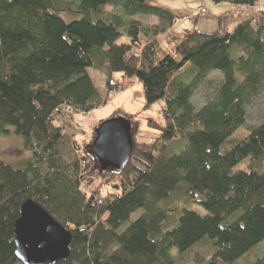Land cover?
<instances>
[{"label": "trees", "instance_id": "16d2710c", "mask_svg": "<svg viewBox=\"0 0 264 264\" xmlns=\"http://www.w3.org/2000/svg\"><path fill=\"white\" fill-rule=\"evenodd\" d=\"M153 1L0 0V137L13 128L29 153L16 164L0 160V264H21L14 226L27 200L71 233L69 257L57 264H176L172 249L187 252L204 238L214 251L199 263L235 264L264 241V118L247 137L231 139L264 88V11L231 32L193 31L173 48L157 37L178 18ZM107 7L159 24L106 16ZM66 14L80 18L66 22ZM122 38L128 42L118 44ZM89 69L104 75L108 94L136 79L144 110L162 103L161 124L146 120L157 136L133 140L120 171L92 172L90 149L76 141L64 113L88 114L108 101ZM115 73L122 82H112ZM213 73L221 84L196 110L192 99ZM91 178L100 182L88 193ZM102 187L121 195L99 197ZM190 203L205 215L188 210ZM245 264H264V255Z\"/></svg>", "mask_w": 264, "mask_h": 264}, {"label": "rangeland", "instance_id": "374dc122", "mask_svg": "<svg viewBox=\"0 0 264 264\" xmlns=\"http://www.w3.org/2000/svg\"><path fill=\"white\" fill-rule=\"evenodd\" d=\"M74 1V0H73ZM152 5L172 11L177 16V21L173 28L168 30L163 35L157 37V41L166 47H175L177 43L185 39L193 31H204L208 34L213 33L218 29V20L223 21V29L220 31L226 32L225 20L235 18L238 14L233 5L227 4H215L212 0H155ZM202 6V8H199ZM247 10V8H244ZM264 9V2L256 4L248 12L256 15L259 11ZM106 16L118 15L124 18V20H136L143 26L152 28L159 24V21L153 17L145 16H124V14L118 8L107 7L105 10ZM63 18L66 22L79 19L80 16L64 15ZM215 20V21H214ZM215 24V25H214ZM220 24V23H219ZM145 39H142V43ZM127 38L119 40L118 44H126ZM192 69L191 65H187L180 73L179 78L183 82L189 81V72ZM88 74L92 79L94 86L97 90L99 97L102 100L108 99L105 104L92 110L88 114H67L71 118L69 128L76 133V141L85 145L87 149L90 146L95 137V131L100 125V122L106 121L111 118L128 119L130 115H134L135 122H137L136 135H133L134 122L131 121V135L132 140L137 139L142 142H150L152 138L157 136V133L147 127L146 120L152 119L161 124L160 109L162 103L151 106L148 110H144V99L142 95L141 85L136 79H132L125 82V87L119 91H112L113 93H107L105 89V77L102 73L88 70ZM112 82H122V76L119 73L112 75ZM221 84V76L219 73L211 74L206 81L196 91L192 103L196 110L201 109L206 103L213 99L214 94ZM62 113V111L60 112ZM61 114H57L55 122L60 124ZM264 118V88L262 92L251 100L246 109L245 124L240 127L232 136L231 139H243L250 135L251 131L259 125ZM70 121V120H69ZM9 133L0 137V160L6 163L21 162L29 157L23 148V140L20 136L14 134L13 128H7ZM88 149V151H89ZM93 157V156H92ZM94 165L92 172H99V165L97 160L93 157ZM239 167H242L240 164ZM238 167V168H239ZM109 171V170H108ZM99 180L88 179L86 184V190L88 193L95 189ZM108 193H115L121 195V192L111 187H102L98 196L103 197ZM188 210L205 215V211L198 205L190 203L187 206ZM214 248L212 242L208 238H204L201 242L197 243L190 250L184 253H179L176 249H172L170 255L176 264H201V260H208L212 255ZM264 255V241L253 248L245 256L235 262V264H245L252 262L255 259Z\"/></svg>", "mask_w": 264, "mask_h": 264}, {"label": "water", "instance_id": "95a60500", "mask_svg": "<svg viewBox=\"0 0 264 264\" xmlns=\"http://www.w3.org/2000/svg\"><path fill=\"white\" fill-rule=\"evenodd\" d=\"M132 149L131 122L111 118L96 129L90 153L100 171H120L128 164ZM14 236L15 257L21 264H57L69 257L70 231L33 200L21 205Z\"/></svg>", "mask_w": 264, "mask_h": 264}, {"label": "crops", "instance_id": "0c3cea01", "mask_svg": "<svg viewBox=\"0 0 264 264\" xmlns=\"http://www.w3.org/2000/svg\"><path fill=\"white\" fill-rule=\"evenodd\" d=\"M224 4V3H223ZM225 4H227V5H231V4H228V3H225ZM234 7H235V9H240V10H235L238 14L236 15V17L235 18H230V19H228V20H225V22H226V31L227 32H231L233 29H234V27L239 23V22H241V21H243V20H245V19H247L248 17H251V16H254V13H251V12H248V10L249 9H251V8H249V7H243V6H235V5H233ZM244 8H247V10H245ZM215 21V20H214ZM223 21L224 20H218V21H216V22H218V29H215V30H222L224 27H223ZM220 23V24H219ZM215 25V24H214ZM198 32H200V33H206V32H204V31H198ZM214 32H217V31H214ZM213 32V33H214ZM208 34V33H207Z\"/></svg>", "mask_w": 264, "mask_h": 264}, {"label": "built area", "instance_id": "2783aa9c", "mask_svg": "<svg viewBox=\"0 0 264 264\" xmlns=\"http://www.w3.org/2000/svg\"><path fill=\"white\" fill-rule=\"evenodd\" d=\"M262 3H263V2H262ZM199 8H202V6H199ZM263 11H264V9H263ZM111 93H113V92H111ZM64 113H65V114H71L69 108H65V109H64Z\"/></svg>", "mask_w": 264, "mask_h": 264}]
</instances>
